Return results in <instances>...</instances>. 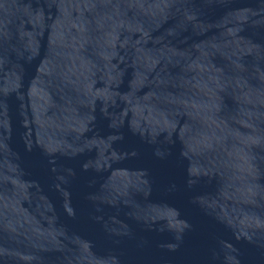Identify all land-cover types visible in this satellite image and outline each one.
Wrapping results in <instances>:
<instances>
[{"label": "water", "instance_id": "obj_1", "mask_svg": "<svg viewBox=\"0 0 264 264\" xmlns=\"http://www.w3.org/2000/svg\"><path fill=\"white\" fill-rule=\"evenodd\" d=\"M0 264H264V0H0Z\"/></svg>", "mask_w": 264, "mask_h": 264}]
</instances>
